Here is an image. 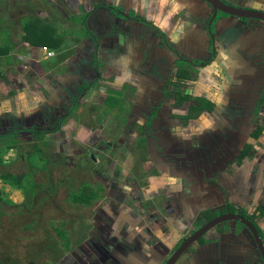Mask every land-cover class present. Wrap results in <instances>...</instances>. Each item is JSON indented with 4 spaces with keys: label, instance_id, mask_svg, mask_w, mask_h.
Returning a JSON list of instances; mask_svg holds the SVG:
<instances>
[{
    "label": "crops",
    "instance_id": "1",
    "mask_svg": "<svg viewBox=\"0 0 264 264\" xmlns=\"http://www.w3.org/2000/svg\"><path fill=\"white\" fill-rule=\"evenodd\" d=\"M263 2L250 0V6L264 10ZM0 11V142L4 140L5 144L13 145V138L20 141L32 135L35 138L44 133L53 135L61 123L70 124L74 118L73 109L79 102L89 108L101 101L105 103L109 96L114 102L121 97L124 99L127 95L123 96V87L127 81L135 91L130 106L146 105L150 117L162 106L159 112L162 122L187 121L198 125L203 120L178 118L187 114L188 102L185 100L182 107H176L178 99L192 93L193 98L205 97L218 108H227L236 93L235 86H229L231 77L236 83L243 84L245 76L253 70L264 75V24L248 27L244 23L245 28L234 34L229 26L237 25L238 21L223 18L214 27L215 34L218 33L215 61L209 67L197 68L195 78L193 75L188 77L187 64L178 65L180 58L202 62L210 51L205 21L209 12L201 0H12L9 3L0 0ZM77 25L83 27L82 33L78 34L80 38H75L78 37L76 32L63 34L66 28ZM38 27L41 29L37 31ZM91 28L99 33L97 40L87 34ZM231 35L235 54L224 47V41ZM44 38L47 44H44ZM114 40L117 47L113 51L109 44ZM71 41L81 48L62 55ZM90 43H94L95 51L86 54ZM58 44H61L60 48ZM166 44L174 47L176 53ZM55 46L58 48L54 49ZM50 53L55 55L49 58ZM252 57L257 58L255 68L251 65L254 64ZM103 69L113 72V80L103 79ZM169 77L172 86L166 89L163 79ZM98 83L108 85L109 89L104 92L95 88L98 96L90 98L91 92L87 89ZM166 90L175 93L169 95ZM146 100L149 102L144 104ZM211 115L205 113L203 118ZM6 155L8 153L0 152L2 161ZM245 164L232 168V174L219 176L218 186L211 184V189H205L206 198L209 204L219 203L220 188L227 187L237 206L241 205L249 212L261 211L257 223L264 233V177L255 171L249 172ZM241 174L245 176L243 182L238 177ZM14 192L11 191L15 195ZM200 192H204L203 185ZM200 198L206 200L205 196ZM180 209L187 210L180 214L181 217L193 218V213L188 212L192 209Z\"/></svg>",
    "mask_w": 264,
    "mask_h": 264
},
{
    "label": "rangeland",
    "instance_id": "2",
    "mask_svg": "<svg viewBox=\"0 0 264 264\" xmlns=\"http://www.w3.org/2000/svg\"><path fill=\"white\" fill-rule=\"evenodd\" d=\"M9 2H12V0H8ZM82 30V25H77L74 28H66L63 34L76 32L78 37L75 38H80L81 36L78 34L82 33ZM143 32H146V30L143 29ZM94 33L96 32L93 31ZM94 39L97 40V37H94ZM94 39H91V41L94 42ZM93 44L90 43L86 47V54H89L88 51L94 53ZM80 48L79 44H74L71 41V43L67 44L62 55L65 56L68 53L77 52ZM224 51L228 54L227 50ZM191 69L192 67H187L188 73H197ZM102 71L105 76L103 77L104 80H113V72H109L110 70L105 71V69ZM232 84H236V80L231 77L230 88ZM95 88L102 89L104 92L109 89L108 85L101 86L98 83L94 87L87 89L91 92L90 98L94 95L98 96L94 91ZM236 88H242L240 83L237 87L235 86V99L239 100L242 98L241 95L243 93L240 94ZM133 89L130 81H127L123 87V96H127L124 99L121 97L118 102H114V99L110 96L107 97L108 100L105 103L101 101L99 105H92L89 108L87 104L84 105V103L79 102L73 109L75 113L73 114V120H70V124L65 122L62 125L61 123L57 131L52 133L53 135L51 136L49 133H44L42 137L38 138L30 134L32 136L27 140L17 141L13 138L11 139V142H14L13 145L5 144L4 140L0 142V145H2L0 147L5 153H8L3 160L4 162L2 161L0 165V173H9L16 177L25 176L24 185L35 184L37 192L33 198L36 199L35 205L31 208V211L27 212L19 205L25 201L23 194L12 188L8 190L6 186H3L5 184L0 183V192L3 198L10 197L13 200V204L10 206L4 204V201H0V211L4 213L1 216L0 224V256H6L5 252L8 249L13 250L10 255L14 256L15 260H21L20 257L24 255L31 256L28 253L34 251V249H29L31 245L42 243L43 246V244L47 243L44 228L49 231L60 248H63L62 241L57 231L53 230V227L64 230L69 234L70 248L71 244H75L73 231L77 230L73 226H78L80 221L83 224L84 221L86 223L89 222L88 217L91 215V210L95 209H97V212L94 215L102 214L104 222L109 221L111 224L117 221V217L129 215V223L128 217L123 221L128 223L127 228H125L127 231L136 228V231L147 234L151 229L156 234H159V228L161 229L165 224L169 225L174 222L170 217L168 218V213L162 210L165 207L164 204L158 201L156 190L147 182L152 166L146 152L142 149L143 145L138 142L143 137V128L141 126L135 127L131 132H127V134L130 133L129 139L127 141L124 139L126 132L124 129L125 119L126 116L133 112V107L130 106L133 100L131 96L135 94ZM191 95L193 94L191 93ZM172 102L173 100H171ZM202 102L204 105L205 100ZM258 113L259 110H257L256 115ZM261 113L256 116L255 122L250 127V132L245 137L253 148L247 156L249 158L245 161L247 164L245 166L249 168V172L250 170L251 173L255 171V173L257 172L258 175L264 177V110H261ZM230 114V112L226 111L225 117H223L222 113H220L215 123L212 120L213 116H207L206 119L202 118L203 122L198 125L173 122L169 124V130H174L175 136H180L186 142H191L193 147L199 144L196 143L198 139L202 140V145L200 146L206 147L211 144L209 141L210 137L215 138V141L220 139L218 134L222 135L228 127L227 120H229L228 116ZM96 115L99 118H96ZM109 119L115 123H112ZM260 127L263 132L256 139L253 134ZM251 133L252 138L249 139V134ZM106 142L111 143V145ZM98 144L100 148L96 152L95 148ZM192 150L196 149L192 148ZM92 153H98V164H95V161L90 159ZM134 166L137 167L136 173L133 172ZM233 166L235 167V165ZM134 174L135 177L139 176V179L142 180H139L136 185L134 182L130 183V178H133ZM86 180L90 181L94 188L99 187L101 189L98 198L95 200L96 202L93 201L89 205L71 203L68 198L69 192L78 191L80 184ZM203 186L204 192H199L197 195L205 196L206 200L204 202L209 203L205 189H211L212 186L207 183L203 184ZM109 188L113 196L119 192L127 200H132L134 206L128 210L125 209L124 207H127L129 202L125 201L124 198L121 202H113L116 198L113 197L114 199H112L107 194ZM213 188L216 190L215 187ZM183 189L186 188L183 187ZM12 190L16 191L14 193L18 199H14L16 196L11 193ZM227 192L231 194L229 190ZM151 199L156 202L155 210ZM160 210H162L166 220L160 214ZM216 215L217 213L211 214L209 218ZM97 222L100 221L94 217V225ZM126 223L120 225L124 227ZM115 229L117 230L118 228ZM168 233L169 231H165L158 237L150 238L151 244H166L170 240L172 241ZM131 235H129L127 240H131ZM107 236L110 237V235ZM147 237L149 236L147 235ZM194 251L196 249L191 250V252ZM64 252L61 260H65L62 264L65 262L66 264H74L70 250L67 249ZM121 252L122 249L118 248L111 260H101V264H112V261L117 259ZM48 258L46 252H43L36 260L44 262ZM94 264L98 263L95 262Z\"/></svg>",
    "mask_w": 264,
    "mask_h": 264
},
{
    "label": "flooded vegetation",
    "instance_id": "3",
    "mask_svg": "<svg viewBox=\"0 0 264 264\" xmlns=\"http://www.w3.org/2000/svg\"><path fill=\"white\" fill-rule=\"evenodd\" d=\"M201 1L205 10L209 12L205 18L209 30V54L207 59L202 62H192L185 58H180L178 64L185 65L186 63V69L187 67H192L191 70L195 71L197 68L209 67L210 63L216 59L218 33L217 35L215 34L214 27L220 19L228 18L238 21L237 25L229 26L234 34L237 32L240 33V30L244 29L245 25L253 27L254 25L264 24V21L262 20L240 18L221 11H217L214 18L215 11L212 6L205 0ZM220 1L229 6L264 12V10L253 9L252 6H250V0H245V2L241 0ZM211 22L212 24L209 26ZM93 31L96 33L93 34ZM87 34L95 37L99 35L95 28H91L87 31ZM116 35L114 34V36ZM233 35L229 37V40L226 39L224 41V47L228 48L233 54H235L233 51L234 47L231 44V37ZM102 36H105V34ZM116 40L119 41L120 38L118 39L117 36ZM114 42L115 40L111 41V44H109L111 50H116L117 45L114 44ZM167 46L173 53H176V49H173L174 47L172 48L169 44ZM252 58L254 59L252 62L254 64L251 65H254L253 67L255 68L257 58ZM174 68H177V66ZM253 72L250 75L245 76V83L240 84L242 88H236L239 90L240 94L243 93V95H241L242 98L236 101L235 99H232L227 108H218L211 100L206 98L211 102L213 108L211 111H204L197 119H202L205 113L209 115L213 113L215 116L213 114L211 116H213L212 120L215 123L220 113H222V115H225L226 111L231 113L229 115V121L227 122L228 127L222 135L218 134V138L220 137V139L215 141V138L210 137L209 141L211 144L206 147L200 146L202 145L201 139H198L196 143L199 144H196V146L194 145L193 147L191 142H186L181 139L180 136H175L174 130H169V124L172 123H164L162 122V118L160 120L159 112L163 109L160 108L162 106L156 108V115L153 117H150V109L146 105L133 107V112L126 119L124 126V129L126 130L124 139L126 141L129 139L128 135H130V133L127 134V132H131L130 130H134L135 127L141 126L143 128V137H141L138 142L143 145L142 149L146 152L152 166L147 182L152 185L154 190H156L158 196L157 199H159L158 201H161L166 207H163L162 210L168 213V218L170 217L174 222L169 225L165 224L166 227H164V225L161 229L159 228V234H156L151 229L146 234L145 232L142 233L136 231V228H132L130 231L125 229L129 223V215L127 214L119 218L117 217V221L114 224H111L109 221L104 222L102 214L94 215V213L97 212V209L91 210V215L88 217L89 222L86 223V221H84V229H77V227L74 226V229H77V231L84 234L83 240L70 245L69 250L74 264H94L95 262L101 264V260H111L112 256L115 254L114 252H116L118 248H121L122 252L117 259L112 261V264H264V260L262 259L257 243L250 229L243 223L234 220L219 223L208 230L203 236L189 244V246L178 256H174L186 240L197 230L214 218L225 214H237L247 219L257 230L264 245V239L260 235L261 233L264 236V233L257 223L261 211L249 212L245 207L241 205L237 206L232 202L230 197L231 194L227 192V187L220 188L221 197L219 203L216 204L205 203L203 199L200 198V195H197V193L200 192L202 185L205 183L218 186V177L221 175L223 176L224 173L232 174V168H234L233 165H235V167L241 166L246 160H248L249 157L247 156L250 151L253 150L251 147L248 154L243 157L241 162H238V159L240 158V156L237 155L240 150L238 147L242 142L249 144L245 137L250 132V127L253 122H255L256 116L260 115L261 110H264V75H259ZM197 74L198 73L192 74L189 72L188 77L193 75V78H195L194 75ZM169 79L170 77L166 78V80L163 79L166 89H169L170 86H172ZM221 84L223 83L221 82ZM232 85L237 87L239 83ZM176 90H178V88H176ZM172 91L173 90H166V93L169 95L174 94L175 92ZM186 96L192 97L191 94H187ZM147 102L149 101L146 100L143 103L146 104ZM192 104H194V102L192 103L188 100L187 106L185 104V109L187 110ZM257 110H259V113L256 115ZM134 114L136 116H133ZM133 118L134 121H132ZM183 123H187V121ZM262 132V128H258L257 132H254L253 134L254 138L257 139ZM256 133H258L257 137L255 136ZM249 136V139H251L252 133L249 134ZM108 145H111V143ZM99 146L100 145L98 144L95 148L96 152L99 150ZM192 148L196 150H192ZM97 157L98 153H92L90 159L95 161V164H98ZM136 166H134V171L132 170L134 173L137 172L135 171L137 170ZM238 177L242 179V182L245 179L244 175H241V177L239 175ZM139 180V176L135 177L134 174L133 178H130V183L134 182L136 185V183H139ZM84 182L89 191L97 193V197L91 202L95 201L98 198L101 189L99 187L94 188L88 180ZM183 187L186 189H183ZM107 194L112 199H114L113 197L116 198L113 202H121L124 198L125 201L129 202L127 207H124L127 210L134 206L132 200H127L122 194H119V192L113 196L109 188ZM151 202L153 209L155 210L156 202L152 199ZM182 207L192 209L188 212L193 213V218L188 220V218L181 217V213L187 212V210L181 211L180 208ZM162 210H160V214L165 219ZM244 212L253 218H248L244 215ZM215 213H217L216 216L209 218L211 214ZM98 215L99 217H97ZM94 217L100 221L97 222L96 225L93 223ZM127 217L128 223L123 222ZM123 223H126L124 227L120 225ZM115 228L118 229L116 230ZM165 231H169L168 235H170L172 241L170 240L166 243L167 245L158 243L151 244L150 238L158 237ZM107 235H110V237ZM129 235L132 236L130 241L127 240ZM147 235L149 237H147ZM77 238L78 236L75 237V239ZM201 240H203L202 243L200 242ZM192 249H196V251L191 252ZM64 260L59 259L55 264H62ZM63 264H66V262Z\"/></svg>",
    "mask_w": 264,
    "mask_h": 264
},
{
    "label": "trees",
    "instance_id": "4",
    "mask_svg": "<svg viewBox=\"0 0 264 264\" xmlns=\"http://www.w3.org/2000/svg\"><path fill=\"white\" fill-rule=\"evenodd\" d=\"M35 26V24H33V27ZM41 28L38 27L37 31L40 30ZM92 37V35H91ZM46 38L43 39L44 44L47 42L45 41ZM59 48L61 46V44H58ZM58 48V46H55L54 49ZM47 49V48H45ZM185 100H190V102H194V105H190L188 107V111H187V115L185 116H180L178 118H183V119H197L199 118L204 111H211L213 106L211 104L210 101H208L205 98L202 97H190V96H182L181 99H178L175 103L176 107H182L183 103ZM203 100H205V104L203 105ZM197 104V105H196ZM255 136H258V133L255 134ZM240 139V138H238ZM238 146V145H237ZM239 153L237 155L240 156V158L238 159V162H241V160L243 159V157H245L249 150L251 149V146L249 144H245L244 142H242L239 147H238ZM3 149L0 147V152H2ZM2 164V160H1V156H0V165ZM24 180H25V176H13L9 173H0V183L8 185L10 188L15 189L19 192H21V194H23L22 196H24L25 201L22 202L21 207L24 208L27 212L31 211V208L34 207L36 199H33L34 196L36 195V185L35 184H30V185H24ZM69 201L71 203H76V204H83V205H89L91 204V201L94 200L97 197V193L94 191H89L87 188L86 183H82L80 186V189L78 191H71L69 192ZM4 201V204L7 205H11L13 204L12 200L8 199V198H3L1 192H0V201ZM2 214H4L2 211H0V224H1V216ZM244 215H246L248 218H253L250 215H247L246 212H244ZM207 221V220H205ZM204 221V222H205ZM77 229H84L85 225L80 221L79 225L76 226ZM74 228V226H73ZM45 230V236H46V244H33L29 247V249H34L33 252H28L31 256H23L20 257L21 260H15L12 256L10 255L12 253L13 250H7L5 252V254H7L6 256H0V264H55L59 259L62 258V256L64 255V251H66L67 249H69V244L70 239L69 234H67L64 230H60V229H56L55 227H53V230L59 234L60 239H61V243L63 248H60L57 244V242L53 239V236L50 235L49 231L44 228ZM260 233V231H259ZM73 235L74 238L78 236L77 239H75V243L83 240L84 238V234H82V232L80 231H73ZM261 237L264 239V236L260 233ZM58 236V235H57ZM203 240H201L200 242L202 243ZM30 251V250H28ZM43 252H46V254L48 255V259L44 262H38L36 259L42 255ZM38 262V263H37Z\"/></svg>",
    "mask_w": 264,
    "mask_h": 264
},
{
    "label": "water",
    "instance_id": "5",
    "mask_svg": "<svg viewBox=\"0 0 264 264\" xmlns=\"http://www.w3.org/2000/svg\"><path fill=\"white\" fill-rule=\"evenodd\" d=\"M205 1H207L212 6L213 10L215 11L214 18L216 16L217 11H221L229 15H235L240 18H248V19H256V20L264 21V12L229 6L220 0H205ZM211 24L212 22L209 24V26H211ZM230 220L241 222L250 229L257 243L262 259L264 260V245L262 243L261 238L259 237L257 233V230L254 228L252 223H250L247 219L237 214H225V215L219 216L209 221L207 224H205L203 227L197 230L190 238H188L174 256L176 257L180 253H182L189 246V244L197 240L199 237L203 236L211 228L215 227L219 223L230 221Z\"/></svg>",
    "mask_w": 264,
    "mask_h": 264
},
{
    "label": "built area",
    "instance_id": "6",
    "mask_svg": "<svg viewBox=\"0 0 264 264\" xmlns=\"http://www.w3.org/2000/svg\"><path fill=\"white\" fill-rule=\"evenodd\" d=\"M43 50H45L46 51V49L44 48ZM54 56V54L53 53H50V54H48V57L49 58H51V57H53Z\"/></svg>",
    "mask_w": 264,
    "mask_h": 264
}]
</instances>
